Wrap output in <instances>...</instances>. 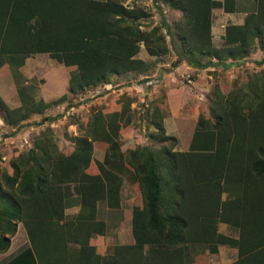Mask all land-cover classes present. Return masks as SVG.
<instances>
[{"label":"trees","instance_id":"1","mask_svg":"<svg viewBox=\"0 0 264 264\" xmlns=\"http://www.w3.org/2000/svg\"><path fill=\"white\" fill-rule=\"evenodd\" d=\"M162 1L175 22L163 15L152 27L142 23L145 8L122 0H0V77L47 53L65 66L68 79L67 93L49 102L19 87L23 103L11 108L0 95V117L18 130L69 95L114 77L149 76L171 52L168 36L199 69L236 66L251 56L264 65V0H255L243 24L226 26L220 46L213 41L214 10L234 12L238 0ZM142 46L152 60L139 56ZM208 99L185 151L176 149L178 138L167 133L158 105L144 115L150 142L126 152L120 132L130 123V102L88 118L83 133L71 137L69 153L52 128L41 131L0 172V250L9 248L20 222L30 241L5 264H189L196 247L215 254L221 245L238 250L229 264H264V67L227 93L215 85ZM96 142L108 147L95 162ZM125 179L139 191L131 215L135 242L100 253L97 239L107 223L98 205L121 208ZM74 203L80 209L71 216L66 210ZM220 223L238 236L220 232Z\"/></svg>","mask_w":264,"mask_h":264},{"label":"rangeland","instance_id":"2","mask_svg":"<svg viewBox=\"0 0 264 264\" xmlns=\"http://www.w3.org/2000/svg\"><path fill=\"white\" fill-rule=\"evenodd\" d=\"M122 1L129 7L140 6L146 9L149 17L142 20L143 24L153 27L160 22L163 15L170 24L175 22L176 13L170 7L163 5L162 0ZM224 13L222 9H217L214 15L215 23L221 29H223L222 25L227 26L233 23L232 16ZM213 41L217 46L223 43V35L218 29L213 34ZM168 43L171 48L170 54L161 58V61L158 60L160 61L158 67L153 68L149 76L143 77L142 74L131 73L122 77H114L112 83L101 84L77 95H69L66 101L47 109L44 114L31 116L18 130L0 117V172L5 170L11 156L28 151L35 137L48 127L53 129L60 148L69 153L74 147L71 137L83 133L81 128L86 125L88 118L100 111L104 113L122 111L129 102L127 114L131 120L130 123L122 126L120 132L123 151L126 152L150 142L148 134L152 128L148 126L144 115L157 105L166 115L164 121L167 133L178 138L176 149L188 150L199 115L207 112L208 97L215 85H219L224 93H227L236 84L247 83L256 70L264 67V65H256V56H251L246 63L238 64L234 68L217 64L199 69L187 60L176 38L168 36ZM139 56L152 60L145 46H142ZM30 57L32 59L28 66L29 70L37 75L29 79L26 85L32 90V93H27L29 97H33L37 102L41 100L49 102L67 93L68 79L63 64L61 66L47 53H39ZM147 81L150 82L146 83ZM49 117L56 118L48 120ZM107 147L108 144L105 142L95 143L93 157L95 162L104 159ZM136 196H139V191L134 190L130 182L125 179L121 208H110L106 201L99 203V218L106 221L107 225L105 234L97 239L98 252L109 254L118 244L135 242L131 215ZM225 197L226 194L223 198ZM79 209V203H74L67 209V213L72 216ZM219 231L226 235L238 236V231L226 223L219 224ZM25 232L23 226L18 240L19 244H24ZM193 252L195 256L189 264H229L238 256L237 249L227 245H221L219 252L215 254L211 253L209 248L200 246L196 247Z\"/></svg>","mask_w":264,"mask_h":264},{"label":"crops","instance_id":"3","mask_svg":"<svg viewBox=\"0 0 264 264\" xmlns=\"http://www.w3.org/2000/svg\"><path fill=\"white\" fill-rule=\"evenodd\" d=\"M255 4H256L255 0H238L235 5L236 10L234 12H225L223 9L222 10L223 12H225L224 13L225 15L232 16L233 18L232 22L234 24H243L246 15L250 11L254 10V8L256 7ZM216 10L217 9L214 10V15L216 14ZM222 26H223V29H221L219 25H216L215 19H214V24L212 28L213 34L216 32V29H218L219 33L224 35L226 26L225 25H222ZM31 59L32 57H28L25 61V64L20 67L12 66L11 71L9 72L10 74L8 73L0 77V95L11 108H18L23 103V100L20 95L19 87H22L25 93H30V92L32 93V90H30L29 87H26L27 83L29 82V79H32L34 78L35 75H37L34 72H31L29 70L30 68L28 66H30ZM6 66L9 67L8 64ZM47 92H49L48 89H47ZM22 228H23V224L22 222H20L18 224V230L16 234H14L11 237V244L9 248L4 251L0 250V264L7 263L12 258H14V256H16L19 252H21L22 249H24L23 247H27L26 245L30 244L29 240L28 242L26 241V238L28 236L27 232H25L26 237L23 236L24 244H19L18 240H19V237L21 236ZM234 249H237V248H234ZM237 253H238V250H237Z\"/></svg>","mask_w":264,"mask_h":264},{"label":"built area","instance_id":"4","mask_svg":"<svg viewBox=\"0 0 264 264\" xmlns=\"http://www.w3.org/2000/svg\"><path fill=\"white\" fill-rule=\"evenodd\" d=\"M165 12H167V10L165 9ZM232 68H234V66H231ZM150 81H147L146 83H149Z\"/></svg>","mask_w":264,"mask_h":264}]
</instances>
